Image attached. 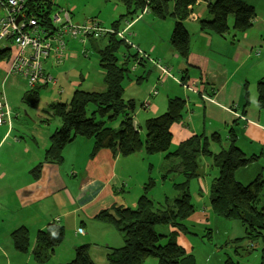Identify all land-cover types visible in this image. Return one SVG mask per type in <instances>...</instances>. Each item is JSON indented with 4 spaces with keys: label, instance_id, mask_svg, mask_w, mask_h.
Returning <instances> with one entry per match:
<instances>
[{
    "label": "crops",
    "instance_id": "1",
    "mask_svg": "<svg viewBox=\"0 0 264 264\" xmlns=\"http://www.w3.org/2000/svg\"><path fill=\"white\" fill-rule=\"evenodd\" d=\"M209 1L197 0L193 12L181 23L180 28L176 27V21L171 17L160 20V22L153 18L148 23H142L145 16L125 21L124 30L130 25L125 33L127 43L130 44V38L137 37L141 33L147 39H152V54L144 50L148 58L142 53L140 43L136 45L137 48L134 42L130 44L132 46L130 49L137 50L136 54L138 53L139 56V62L135 64L136 69H134L135 65L132 68L134 69L132 70L133 77L139 79V85L144 80L148 81L152 70L148 71L150 74H144L145 71L137 70L140 65H150L153 70L157 71L155 77L158 76L161 83L159 87L164 93L162 100L156 98L160 94L159 92L152 98L153 102H150L148 110L151 108L152 114L157 112L159 108L163 107L164 99L168 104L171 99H181L185 102V109L181 113L180 121L175 123L171 129L173 134L171 147L175 145L176 149L188 137L201 134L206 136L220 134L225 141L223 148H228L227 139L231 130L235 131L236 144L241 148L238 127L249 138L250 143L264 134V109L259 107L257 93L258 83L264 81V28L260 25L255 28L256 24H254L244 33H236L231 30L226 37L215 34L206 35L200 30V20L210 17L207 10ZM72 12L75 23L81 24L95 19L88 18L87 20L85 15L78 19L74 9ZM1 15L0 9V17ZM229 27L231 29L230 21ZM114 29L119 30L115 27ZM72 44L75 46L77 42L74 41ZM94 45L97 44L94 43ZM69 47L68 56L72 52L70 45ZM130 49L128 53H125L126 56L128 54L130 56ZM133 60L135 61L134 58ZM125 63L127 62L125 61ZM157 65L168 70V74L159 70ZM7 70L8 61L0 60V101L4 98L8 101V98L15 94L19 97L36 88L30 87L21 77L8 76ZM49 73L54 75L51 70ZM56 83H58L57 78ZM79 88L77 87L75 90ZM104 89L103 75L102 86L95 87L91 92H103ZM146 90L150 96L154 88L150 85ZM66 97L67 100L59 101L61 97L54 103L71 101L72 97L69 94H66ZM11 102L8 101L7 104L13 123L9 126L7 124L0 126V153H5L0 160V180L8 181L7 188L19 189L18 208L23 211L27 209V211L17 218L18 223L16 222L11 229L13 231L10 236L21 227L29 230L30 249L25 254L30 258L21 263L29 264L32 262L31 259L34 260L32 251L35 247L37 233L46 229L53 222L59 223L64 227L65 239L57 247L48 263L62 264L75 258L74 255H76L78 247L85 244L90 247L96 245L89 238V236L91 238L96 236L89 232L91 231L89 224L99 221L97 216L100 212H112L115 207H137L138 200L145 193L148 182V177L146 178L148 166L141 158V155L147 154L140 151L128 157L121 155L114 157L110 150L102 149L96 155H92L93 142L80 137L65 147L63 162H45L46 151L51 144V135L61 126V122L59 120L57 122L53 117L55 123L52 129H49L47 128L51 122L49 118H43L38 124L32 120L33 125L38 126V132L42 131L43 139H40L37 131L35 132L36 126L33 129L26 127L23 131H17L15 130L16 122L26 123L19 119V114L14 115L11 111ZM200 120L204 126L197 128ZM136 124L140 127L137 122ZM208 124H214L215 129L210 128ZM111 125L119 127V121H114ZM222 130H226L228 133L226 137L220 133ZM82 145H84V149H82ZM213 146L215 147L213 148ZM211 149L214 150V153L221 151V147L217 144H213ZM243 149L242 151L247 154ZM19 152H21L20 156ZM162 155L165 160V155ZM17 156H19L18 160H14L17 159ZM41 164L43 165L40 173L37 176L33 175L32 170ZM259 174L256 176L258 177ZM260 175L262 176V174ZM235 177L240 183H244L236 173ZM196 213L195 210L190 219L195 216L202 217V214ZM190 219L186 221V226L194 224ZM240 225L242 226L241 223ZM68 232L77 236L76 241L72 244L66 240L70 235ZM99 234H102V241H100L103 242L107 232L102 230ZM183 234L179 235L178 242L186 249L181 242ZM242 236L237 237L235 241H238L239 238L244 241L245 230ZM105 244V247L112 245L108 238H106ZM252 244L254 243L246 245L247 251L251 250ZM12 245L14 247L13 242ZM254 246L256 245L254 244ZM108 254L109 252H107L106 261ZM91 255L94 260L100 261L99 255H103V251L97 249L93 251L91 247ZM55 258L56 262H52ZM2 264H14L13 257H9ZM97 264L104 263L98 262Z\"/></svg>",
    "mask_w": 264,
    "mask_h": 264
},
{
    "label": "trees",
    "instance_id": "2",
    "mask_svg": "<svg viewBox=\"0 0 264 264\" xmlns=\"http://www.w3.org/2000/svg\"><path fill=\"white\" fill-rule=\"evenodd\" d=\"M120 1L128 8L129 15H133L131 13L133 10L136 14L138 10L150 9L160 20L174 18L177 28H180L181 23L191 15L197 2V0ZM29 8L43 22L50 23V15L57 7L52 0H32ZM207 10L210 17L200 20V30L206 35L226 37L230 32L229 18L233 19L234 31L244 33L254 26L257 19L255 7L245 0H210ZM107 37L105 48L95 46V49L99 50L101 68L104 71V91L77 89L71 101L50 104L45 111L61 121V126L51 135L45 162H63L65 147L76 138L83 137L94 140L92 155H96L102 149L110 150L114 157L118 155L128 157L140 151L147 155L164 154L169 167L165 175L182 173L185 182L175 185L181 194L172 201L167 200L163 210L156 209L154 200L149 197L151 182H148L136 208L115 207L112 212L102 211L98 214L99 221L111 223L124 239V246L109 252L104 264H143L150 257L158 259L159 264H194V258L179 244L178 238L187 231L184 222L195 213L189 184L192 179H199L202 176L200 163L202 156L212 158L214 166L219 170V176L211 187V206L214 213L225 219L240 222L245 230L243 240L254 243L263 239L261 264H264V204L259 206L260 198L264 195V179L259 175L252 183L244 185L235 177L236 171L251 165L256 161V157H248L237 146L233 130L227 139L228 148H223L224 139L220 134L212 136L201 134L188 137L175 151L170 152L172 126L180 121L181 113L185 109V102L181 99H171L166 113L147 120L146 136L143 140L138 125H134L136 103L134 100L124 99L123 81L131 72L127 68V63L120 64L117 57L122 44L128 49L132 46L116 35ZM0 56L8 61L9 51L0 50ZM131 57L129 54L125 55V61L128 62ZM132 58L139 62L138 53ZM40 87L41 85H37L27 92L25 100L30 101L31 105H37ZM258 101L259 107L264 109L263 80L258 83ZM92 106L94 109H90ZM114 121H119V127L111 125ZM213 144L219 145L221 151L214 153L211 149ZM42 165L32 171L34 175L40 173ZM158 226L170 227L171 231L158 233L156 230ZM11 238L18 252L29 251L30 233L27 228L15 230ZM64 239V227L55 222L49 224L46 229L37 233L32 251L34 260L38 264H47ZM232 263L231 260L227 261V264ZM62 264L97 263L91 255L90 245L85 244L77 248L74 259Z\"/></svg>",
    "mask_w": 264,
    "mask_h": 264
},
{
    "label": "rangeland",
    "instance_id": "3",
    "mask_svg": "<svg viewBox=\"0 0 264 264\" xmlns=\"http://www.w3.org/2000/svg\"><path fill=\"white\" fill-rule=\"evenodd\" d=\"M53 1L55 3V7L57 8L66 7L71 11L74 9L78 19L83 18L84 15L87 17V20L88 18H95L96 20L101 21L105 28L117 27L119 30L123 31L125 28V21L131 20V18L134 20L138 16H145L142 23H148L153 20V18L157 22H160V19L150 9H146L145 11L138 10L136 14H134L133 10L131 11L133 15H129L128 8L120 0ZM245 1L249 3V5L254 6L256 9L257 19L255 21V28L258 25L264 28V0ZM229 21L231 26L230 31L232 30L233 32V19L230 18ZM116 23L117 25L119 24V26H116ZM130 39V44L134 42L136 46L138 43H140V49H142L141 51L143 54H145L144 50H147L149 54H152L153 46L151 38L147 39V37L141 33L139 36H133ZM74 41L77 42V45L75 46L72 44ZM70 42L69 45L71 46L72 52L68 56L69 58H67L66 63L58 64V66L53 67L51 64L49 65V70L54 73L53 77L58 79V83H49L48 85L40 87L37 105H31L30 101L25 100L26 93L19 97L15 94L8 98V101H12L11 111H13L14 115L19 114V119L26 123L23 124L19 121L16 122L15 130L23 131L26 127L33 129L36 125H33L32 120H35L38 124V122H40L43 118H49L51 122L47 128L52 129L55 121L53 120V117L45 112L49 108L50 104H53L61 97L62 98L59 101L67 100L66 94H69L72 97L75 92V88L77 87H80L79 89L82 90L91 91L94 90L95 87L102 86L104 72L101 68L99 50L95 49L94 43H96V46H98L100 49H103L107 45L108 38L103 37L97 41L86 39L84 42L75 39L70 40ZM4 45L5 42L0 43L1 48H3ZM10 46L12 49H14L12 45ZM137 47L138 46H136V48ZM128 51L129 49L127 46L122 44L117 52V57L120 64L125 63V53H128ZM130 51V55L132 57L136 55L137 50L133 48L130 49ZM132 57L127 62V68L131 72L129 74L130 77L126 76L123 81V86L125 88L124 99L126 101H135V119L140 126L139 131L141 138L145 139L147 120L152 117H159L166 113L169 104L164 99L163 107L159 108L157 112L152 114L153 110L151 108L148 110L150 102H153L152 98L157 96L158 92L160 94L156 98L158 100H162V98H164V93L161 87H159L161 83L158 79V76L155 77L157 72L156 70H153L150 65L139 64L140 67L138 65L139 68L137 71H145L144 74H150L148 71L152 70V75L149 77L148 81L144 80V82L139 85V79L133 77L134 74L132 72V70H134L132 69L133 66L138 64V62H135ZM0 60L4 59H2L0 56ZM253 60L255 61L256 59ZM150 85L153 86L154 90H152V94L149 96V93L147 92L148 90L146 89H148ZM160 105L162 106V103H160ZM90 109H94V107L92 106ZM11 120L12 117L7 119L5 124L9 126L13 123ZM55 120H57V122L60 121V119L56 117ZM203 126L204 124L200 120L197 128H201ZM208 126L212 129H215L214 124H208ZM35 128V132L37 131L40 139H43L42 131L38 132V126ZM237 132L240 138L239 145L245 149L247 152L246 155L248 157L257 156L256 161L249 165L247 169H240L236 172L237 177L244 182L243 184L248 185L253 182V180L257 177L256 175L259 173L262 174L264 178V134L262 137H258V139L253 143H250L249 138L242 133L243 131L240 130V127L237 128ZM220 133L223 134L224 137H226L228 134L226 130H222ZM90 140L94 144V140ZM214 147L215 146H213V148ZM82 149H84V145H82ZM174 149H176L175 145L171 147L170 152L175 151ZM4 154L5 153L3 152L0 153V160L4 157ZM20 154L21 152H19V156ZM261 154L263 155L261 156ZM19 156H17V159H14L13 157L11 158L18 160ZM141 158L148 166V169L146 170V178L148 177L147 181L151 182L148 195L154 200L156 209L163 210L167 200L172 201L180 196L181 191H178L175 185L184 183L185 176L179 172H175L170 176H166L165 174L169 167L167 166V163L165 162L161 153L141 155ZM200 163L202 166V176L199 179L195 178L191 180L189 184V191L191 194L192 203L195 210L197 211L196 214H202V217L195 216L194 218H191L190 220L193 221L194 224H187V226L185 224L186 222H184L185 226L187 227V231L183 232L184 234L181 237V242L186 247V250L189 253L188 255H191L194 258V264H227L228 260H231L234 264H261L263 262V239L255 241L254 244L256 246L251 247L250 251L246 250V245L251 244L249 240L242 241L240 240L241 238H239L238 241H235L237 237H243V227L238 221L228 220L216 215L211 206V187L214 180L219 176V170L216 166H214V160L212 158L202 156V158H200ZM32 174L34 175L33 172ZM7 182H2L0 180V264L5 262V260H8L9 257H13L14 264H21L27 261L30 256L26 255L25 253L18 252L15 247H13L10 234L13 231L11 229L14 227L15 223H18L17 218H20L21 215H24V212H26L27 209L24 211L21 209L19 210L17 205L19 189L7 188ZM260 200L261 203L259 206L261 207L264 204V195L261 196ZM89 227L91 230L89 232L93 236L96 235L95 238H91L89 236V238L96 243L94 247L91 245L92 250L94 251L97 249L99 251H103V255H99L100 261L95 260L97 263H105L107 252H111L113 249H120L124 246L123 236L117 229L115 230L111 223L97 221L90 223ZM170 229V227L165 226H158L156 228L158 233H169L171 231ZM102 230L107 232L103 242H101V238L103 236L102 234H99V232ZM68 234L70 235L66 240L72 244L74 241H76L75 238L77 236L69 232ZM232 236L234 237L231 239ZM106 238L110 240L112 245L105 247ZM234 242L237 243L235 244ZM31 260L32 262L29 264L37 263L35 260ZM55 260L56 258L53 259L52 262H56ZM143 264H159V261L156 258L150 257L146 259Z\"/></svg>",
    "mask_w": 264,
    "mask_h": 264
},
{
    "label": "built area",
    "instance_id": "4",
    "mask_svg": "<svg viewBox=\"0 0 264 264\" xmlns=\"http://www.w3.org/2000/svg\"><path fill=\"white\" fill-rule=\"evenodd\" d=\"M31 2L32 0H0V43L5 42L0 50H8L10 54L7 75L21 77L30 87L56 83L48 67L50 64L58 66L66 62L70 40L84 42L88 38L99 39L111 35L126 40L125 33L130 28V25L124 31L105 28L96 19L75 23L73 12L66 7L56 8L50 15V23L43 22L29 8ZM157 67L168 74V70L158 65ZM10 117L11 112L4 98L0 101V126Z\"/></svg>",
    "mask_w": 264,
    "mask_h": 264
},
{
    "label": "water",
    "instance_id": "5",
    "mask_svg": "<svg viewBox=\"0 0 264 264\" xmlns=\"http://www.w3.org/2000/svg\"><path fill=\"white\" fill-rule=\"evenodd\" d=\"M134 125H135V126L137 125V124H136V122H135V124H134Z\"/></svg>",
    "mask_w": 264,
    "mask_h": 264
},
{
    "label": "clouds",
    "instance_id": "6",
    "mask_svg": "<svg viewBox=\"0 0 264 264\" xmlns=\"http://www.w3.org/2000/svg\"><path fill=\"white\" fill-rule=\"evenodd\" d=\"M115 30H117V29H115Z\"/></svg>",
    "mask_w": 264,
    "mask_h": 264
}]
</instances>
